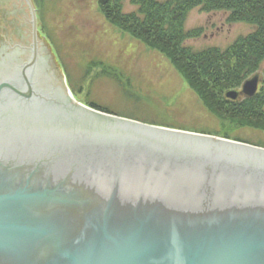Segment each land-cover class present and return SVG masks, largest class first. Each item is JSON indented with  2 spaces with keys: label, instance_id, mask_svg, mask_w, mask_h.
<instances>
[{
  "label": "water",
  "instance_id": "obj_1",
  "mask_svg": "<svg viewBox=\"0 0 264 264\" xmlns=\"http://www.w3.org/2000/svg\"><path fill=\"white\" fill-rule=\"evenodd\" d=\"M26 2L34 48L0 32V264H264V147L76 100Z\"/></svg>",
  "mask_w": 264,
  "mask_h": 264
},
{
  "label": "rangeland",
  "instance_id": "obj_2",
  "mask_svg": "<svg viewBox=\"0 0 264 264\" xmlns=\"http://www.w3.org/2000/svg\"><path fill=\"white\" fill-rule=\"evenodd\" d=\"M117 2L120 17L133 21L130 15L135 13L144 19L140 6L132 0ZM32 3L39 40L47 50L46 55L61 63L67 86L76 100L130 119L229 135L264 147L263 129L211 111L164 54L111 22L100 0H32ZM229 15L225 10L203 11L202 6L190 9L185 29L200 34L186 39L184 46L193 50L226 49L254 30L246 22H229ZM31 18L26 0H0L1 33L29 45ZM256 74L260 76L258 91L262 92L264 64L247 79ZM246 80L235 90L241 91ZM229 90L232 89L217 92V96L236 103L247 98L245 95L236 100L227 98Z\"/></svg>",
  "mask_w": 264,
  "mask_h": 264
},
{
  "label": "trees",
  "instance_id": "obj_3",
  "mask_svg": "<svg viewBox=\"0 0 264 264\" xmlns=\"http://www.w3.org/2000/svg\"><path fill=\"white\" fill-rule=\"evenodd\" d=\"M117 1L100 0L106 17L164 54L211 111L264 130V87L242 103L217 96L226 88L235 89L264 64V0H132L144 13V19L131 14L133 21L117 14ZM196 6L207 12L229 11V22H246L255 28L226 49L193 50L184 41L200 31L186 30L184 25L188 11Z\"/></svg>",
  "mask_w": 264,
  "mask_h": 264
},
{
  "label": "bare ground",
  "instance_id": "obj_4",
  "mask_svg": "<svg viewBox=\"0 0 264 264\" xmlns=\"http://www.w3.org/2000/svg\"><path fill=\"white\" fill-rule=\"evenodd\" d=\"M31 13V12H30ZM31 17H32V15H31ZM32 19V18H31ZM30 42L31 43H29V46H31V47H33V37H32V35H31V37H30ZM38 42H40V44H41V47L46 51V53H47V50L45 49V47L43 46V43H41V41H38ZM34 48V47H33Z\"/></svg>",
  "mask_w": 264,
  "mask_h": 264
},
{
  "label": "flooded vegetation",
  "instance_id": "obj_5",
  "mask_svg": "<svg viewBox=\"0 0 264 264\" xmlns=\"http://www.w3.org/2000/svg\"><path fill=\"white\" fill-rule=\"evenodd\" d=\"M240 97V96H239Z\"/></svg>",
  "mask_w": 264,
  "mask_h": 264
}]
</instances>
